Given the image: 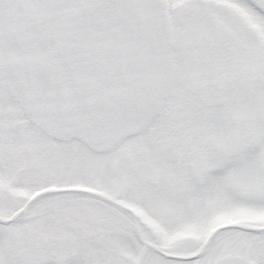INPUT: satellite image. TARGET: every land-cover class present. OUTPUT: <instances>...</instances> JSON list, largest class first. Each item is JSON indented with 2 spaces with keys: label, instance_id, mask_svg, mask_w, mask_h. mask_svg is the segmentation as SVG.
<instances>
[{
  "label": "snow or ice",
  "instance_id": "snow-or-ice-1",
  "mask_svg": "<svg viewBox=\"0 0 264 264\" xmlns=\"http://www.w3.org/2000/svg\"><path fill=\"white\" fill-rule=\"evenodd\" d=\"M0 264H264V0H0Z\"/></svg>",
  "mask_w": 264,
  "mask_h": 264
}]
</instances>
